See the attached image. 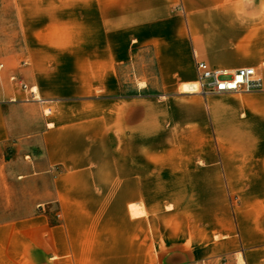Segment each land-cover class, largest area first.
Instances as JSON below:
<instances>
[{"label": "crops", "instance_id": "1", "mask_svg": "<svg viewBox=\"0 0 264 264\" xmlns=\"http://www.w3.org/2000/svg\"><path fill=\"white\" fill-rule=\"evenodd\" d=\"M14 2L0 264H264V0ZM197 62L263 88L186 94Z\"/></svg>", "mask_w": 264, "mask_h": 264}, {"label": "built area", "instance_id": "2", "mask_svg": "<svg viewBox=\"0 0 264 264\" xmlns=\"http://www.w3.org/2000/svg\"><path fill=\"white\" fill-rule=\"evenodd\" d=\"M3 66L0 65V69ZM197 92L209 94H247L261 91L262 79L255 68L236 70L211 69L204 62H197ZM26 88V86H24Z\"/></svg>", "mask_w": 264, "mask_h": 264}, {"label": "rangeland", "instance_id": "3", "mask_svg": "<svg viewBox=\"0 0 264 264\" xmlns=\"http://www.w3.org/2000/svg\"><path fill=\"white\" fill-rule=\"evenodd\" d=\"M21 28L14 0H0V65L3 64L4 60L9 58L8 56L10 54H14L23 49V32ZM142 62L143 64L141 66L145 67L147 75L153 74V64L147 53H144ZM20 87L24 91L28 90L31 94V89H28L25 83L20 82ZM150 93L152 92H147V94ZM47 113V109H45L44 114ZM33 147L35 148L33 155H40L39 145L35 144ZM17 156L14 147L2 149L0 152V167L4 168L6 160H15Z\"/></svg>", "mask_w": 264, "mask_h": 264}, {"label": "bare ground", "instance_id": "4", "mask_svg": "<svg viewBox=\"0 0 264 264\" xmlns=\"http://www.w3.org/2000/svg\"><path fill=\"white\" fill-rule=\"evenodd\" d=\"M182 92H184L186 94L196 93L197 92V85L195 83L191 84V85L190 84L189 85H184L182 87ZM134 214L136 215V213H134ZM238 261H239V264H242V260H241L240 256H238Z\"/></svg>", "mask_w": 264, "mask_h": 264}]
</instances>
